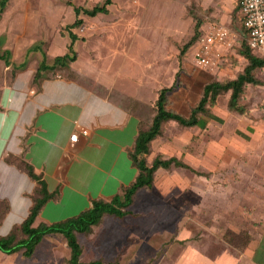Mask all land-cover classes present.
I'll return each instance as SVG.
<instances>
[{
    "label": "rangeland",
    "instance_id": "374dc122",
    "mask_svg": "<svg viewBox=\"0 0 264 264\" xmlns=\"http://www.w3.org/2000/svg\"><path fill=\"white\" fill-rule=\"evenodd\" d=\"M98 3L101 0H8L0 14L4 40L0 53L9 50L10 61L16 62L30 46L39 44L50 55L64 54L69 32L74 33L76 60L55 73L126 106L138 114L141 128L153 118L161 87H171V107L187 116L205 82L233 79L247 63L238 54L243 36L237 0H112L108 13L94 17L80 13L82 24L69 27L76 19L73 7ZM197 21L202 22L201 38L214 26L236 33L230 46H214V62L205 68L194 58L198 42L182 59L178 57L180 47L194 35ZM11 68L0 59V89ZM255 75L261 83L246 85L240 101L245 113L228 109L227 91L199 116V127L163 125L161 135L150 144L147 162L156 156H174L192 163L201 174L159 169L153 187L135 194L128 207L132 215L107 216L111 224L97 228L98 237L111 230V251H116L112 257L99 253L101 261L173 264L190 258L189 264L199 259L206 264H234L249 239V229L255 230V236L260 234L262 212L258 219L247 205V190L254 189L253 180H261L264 166V67ZM187 177L193 187H186ZM78 237L85 249L94 247V237ZM88 257L85 254L82 260Z\"/></svg>",
    "mask_w": 264,
    "mask_h": 264
},
{
    "label": "crops",
    "instance_id": "0c3cea01",
    "mask_svg": "<svg viewBox=\"0 0 264 264\" xmlns=\"http://www.w3.org/2000/svg\"><path fill=\"white\" fill-rule=\"evenodd\" d=\"M30 47L21 60L4 61L12 67V74L0 89V237L20 226L40 187L24 164L32 168L52 194L36 216L34 227L74 217L88 209L93 200H111L137 174L129 152L138 132V114L60 73H46L35 81L44 51H30ZM44 53L47 62L62 55ZM76 124L86 128L87 134L71 143L70 136L78 131ZM189 166L198 171L192 163ZM191 186L187 177L186 187ZM251 188L254 189L247 190L248 212H257L258 219L262 212V230L255 236V230L249 229V239L234 264H264V166L261 180H253ZM107 216L110 215H104L88 234L95 238L91 250L84 248L80 234H76L82 247V262L101 260L99 253L103 257L116 253L111 251L113 241L108 238L111 230L100 237L96 233L99 226L111 224L109 218L105 219ZM24 251L25 248L12 253L0 251V264L69 263L70 249L60 233L45 234L30 256H25ZM85 254L89 257L83 261ZM183 260L191 262L190 258ZM102 261L116 262L110 258ZM197 264L206 263L199 259Z\"/></svg>",
    "mask_w": 264,
    "mask_h": 264
},
{
    "label": "trees",
    "instance_id": "16d2710c",
    "mask_svg": "<svg viewBox=\"0 0 264 264\" xmlns=\"http://www.w3.org/2000/svg\"><path fill=\"white\" fill-rule=\"evenodd\" d=\"M7 2L8 0H0V14L4 10ZM101 2L102 3H98L91 8H83L80 6L73 7L76 19L71 25H69V27L80 26L82 24L83 20L79 18L80 13H84L90 17L108 13V6L112 3V0H101ZM236 9L238 12L237 5ZM239 21L242 28L243 23L240 17ZM201 25L202 22L197 21L194 35L188 42L180 47L178 55L180 59L185 56L186 51L192 45H195L200 41L202 36V33H200ZM242 36L238 54L247 61L243 70L240 71L235 78L225 82L218 80L205 82L202 86L201 96L199 97L197 103L190 108L187 116L179 113L171 107V100L169 96L171 87L163 86L158 90L157 97L153 105L155 111L153 118L149 126L146 128H141V123H139L138 132L135 136L132 149L129 152V157L137 169L136 177L130 185L124 187L122 192L113 196L111 200H93L88 209L82 211L74 217L52 224L39 223L34 227L32 224L36 216L45 202L51 198L52 194L47 191L45 183L33 173L32 168L29 165L24 164L28 174L38 181L40 187L36 189V195L33 197V203L29 214L20 226L8 235L0 237V251L12 253L21 248H25V256H30L35 246L45 234L60 233L66 239L68 248L70 249V264H118L117 261L104 263L101 260L82 262L80 260L82 247L77 240L76 234L91 233L92 228L97 226L102 221L104 215H110L116 218H123L125 216L132 215V212L128 210V207L132 204L135 194L140 189H150L153 187L155 173L159 169L168 170L171 167L183 168L191 170L197 175L201 174L174 156L167 158L156 156L150 163H148L146 158L150 151V144L154 139L161 135L162 127L165 123L173 122L182 127H193L198 125L201 119L199 116L209 112L210 108L215 105L217 96L221 93L227 91L230 92L227 104L229 110L240 114L247 111L245 106L240 104V101L246 85H259L261 83L255 74L257 69L264 67V56L254 53L249 47L247 36H245L243 28ZM69 37L70 44L67 47V52L62 55L55 56L52 63H48L46 61L45 53L42 52V60L40 61L34 76L35 81L47 76L46 73L54 74L57 69L68 68L69 64L76 60V51L73 49V43L78 37L72 32H69ZM3 43L4 40L0 37V46H2ZM29 50L41 51V47L39 44H35L32 45ZM10 55L9 50H3V52L0 53V59L8 63Z\"/></svg>",
    "mask_w": 264,
    "mask_h": 264
},
{
    "label": "built area",
    "instance_id": "2783aa9c",
    "mask_svg": "<svg viewBox=\"0 0 264 264\" xmlns=\"http://www.w3.org/2000/svg\"><path fill=\"white\" fill-rule=\"evenodd\" d=\"M238 14L242 19V28L247 36L249 47L254 53L264 56V0H237ZM235 32L222 26L212 27L197 43L194 58L198 66L208 67L214 62L215 45L230 46ZM78 131L70 136V142L77 141L79 135H86L87 129L76 124Z\"/></svg>",
    "mask_w": 264,
    "mask_h": 264
}]
</instances>
